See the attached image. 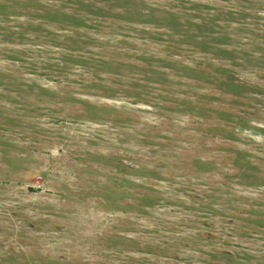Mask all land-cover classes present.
I'll use <instances>...</instances> for the list:
<instances>
[{
	"label": "rangeland",
	"instance_id": "rangeland-1",
	"mask_svg": "<svg viewBox=\"0 0 264 264\" xmlns=\"http://www.w3.org/2000/svg\"><path fill=\"white\" fill-rule=\"evenodd\" d=\"M0 264H264V0H0Z\"/></svg>",
	"mask_w": 264,
	"mask_h": 264
}]
</instances>
